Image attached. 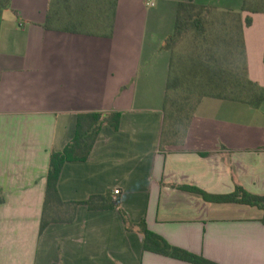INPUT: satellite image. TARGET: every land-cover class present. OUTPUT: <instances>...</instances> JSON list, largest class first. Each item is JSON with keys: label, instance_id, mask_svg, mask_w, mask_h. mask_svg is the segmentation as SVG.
<instances>
[{"label": "crops", "instance_id": "1", "mask_svg": "<svg viewBox=\"0 0 264 264\" xmlns=\"http://www.w3.org/2000/svg\"><path fill=\"white\" fill-rule=\"evenodd\" d=\"M178 2L241 12L248 77L264 87V13L244 0H119L112 37L45 28L49 0L0 9V264H195L145 250L118 208L53 207L41 233L53 150L82 112L122 113L87 161L67 162L64 202L111 194L134 223L219 264H264V211L212 196L264 195V102L206 96L184 142L164 145V101ZM179 186H195L203 195ZM115 190H119L116 194Z\"/></svg>", "mask_w": 264, "mask_h": 264}, {"label": "trees", "instance_id": "2", "mask_svg": "<svg viewBox=\"0 0 264 264\" xmlns=\"http://www.w3.org/2000/svg\"><path fill=\"white\" fill-rule=\"evenodd\" d=\"M118 1L49 0L44 26L49 30L73 34L112 37ZM10 4L11 0H0V9L8 8ZM241 10L264 13V0H244ZM215 11H219L220 17L213 16ZM245 23L250 25L252 18L248 16L244 20L241 12L221 11L213 5L178 2L175 28L164 46L171 52V63L164 101L162 145L169 142L167 138L170 135L177 139L170 143L184 142L195 109L200 100L206 96L241 101L255 108L263 104L264 87L248 77L246 45L243 36ZM184 39H189L191 43L189 48L191 55L189 59L187 58L190 70L182 76L178 74L173 76L172 74L176 71L175 46ZM185 81L195 83V86L200 89L198 98L193 100L190 96H186L182 99H170L169 91L179 89ZM121 116L122 113L119 111L80 113L73 140L62 151H52L47 173L41 233L51 223L64 221L61 216L52 212L53 207L68 204L74 208V213L66 222H72L75 219V211L80 205H86L93 210L118 208L127 229L137 230L143 234L145 250L195 264H219L202 255L171 245L164 237L152 232L144 219L139 223L132 222L127 212L121 208L119 199L113 198L109 193L94 195L83 201L64 202L61 198L58 184L65 164L71 161H87L104 125L118 130ZM179 187L208 198L205 191L195 186ZM211 199L257 206L264 211V195L252 194L240 185L236 186L232 194L212 196ZM262 221L264 222V216Z\"/></svg>", "mask_w": 264, "mask_h": 264}, {"label": "rangeland", "instance_id": "3", "mask_svg": "<svg viewBox=\"0 0 264 264\" xmlns=\"http://www.w3.org/2000/svg\"><path fill=\"white\" fill-rule=\"evenodd\" d=\"M213 16L217 18L220 17L219 11H215ZM190 45L191 43L189 39H184L176 44L175 59H174L175 65H176V68H175L176 71H174V73L172 74L173 76L176 74L182 76L183 74H186L187 72H189L190 65L187 61V58L189 59L190 57L189 55H191V52L189 51ZM189 91L190 93H188ZM199 91L200 89H198V87L195 86V83L185 81V83L181 85L179 89L169 91V98L172 100H176V99H182L186 96H190L191 99L196 100L199 96L198 94ZM184 123H186V120H184ZM176 140L177 139L173 135H170V137L168 136L167 138V141L169 142L171 141L175 142Z\"/></svg>", "mask_w": 264, "mask_h": 264}, {"label": "built area", "instance_id": "4", "mask_svg": "<svg viewBox=\"0 0 264 264\" xmlns=\"http://www.w3.org/2000/svg\"><path fill=\"white\" fill-rule=\"evenodd\" d=\"M115 193L118 194L119 193V190H115Z\"/></svg>", "mask_w": 264, "mask_h": 264}]
</instances>
